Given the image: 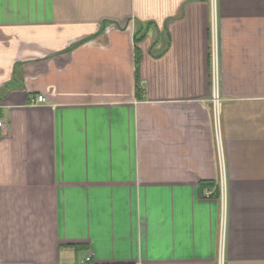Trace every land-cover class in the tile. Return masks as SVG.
<instances>
[{"label":"crops","instance_id":"1","mask_svg":"<svg viewBox=\"0 0 264 264\" xmlns=\"http://www.w3.org/2000/svg\"><path fill=\"white\" fill-rule=\"evenodd\" d=\"M0 119V264H264V0H0Z\"/></svg>","mask_w":264,"mask_h":264},{"label":"built area","instance_id":"2","mask_svg":"<svg viewBox=\"0 0 264 264\" xmlns=\"http://www.w3.org/2000/svg\"><path fill=\"white\" fill-rule=\"evenodd\" d=\"M212 56H213V71H212V76H213V96H212V105H213V118H214V124H215V129H216V136H217V142H218V157L220 160V164H221V178H220V190L222 191V200H225V181L223 180V172H222V163H223V153L221 151V147H220V141L218 140V135L220 132V111H219V107H220V102L221 99L218 95V66H217V51H216V44L215 41H213L212 44ZM45 101V97L43 95H39L36 98V102H44ZM5 126V123L2 119H0V129H2ZM212 193L211 191H207L205 193L206 196H210ZM222 233H221V239H223V235H224V225H222ZM79 264H94L93 263V258L91 255L87 256L84 260H82Z\"/></svg>","mask_w":264,"mask_h":264},{"label":"trees","instance_id":"3","mask_svg":"<svg viewBox=\"0 0 264 264\" xmlns=\"http://www.w3.org/2000/svg\"><path fill=\"white\" fill-rule=\"evenodd\" d=\"M213 182H209L208 185H212Z\"/></svg>","mask_w":264,"mask_h":264}]
</instances>
